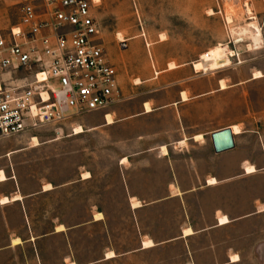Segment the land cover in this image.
Wrapping results in <instances>:
<instances>
[{"label":"crops","instance_id":"obj_1","mask_svg":"<svg viewBox=\"0 0 264 264\" xmlns=\"http://www.w3.org/2000/svg\"><path fill=\"white\" fill-rule=\"evenodd\" d=\"M150 2L154 4L150 17L169 19L172 5L181 16L186 0ZM248 5L252 15L247 20L262 30V49L250 52L246 45L247 58L241 60L239 50L244 42L229 38L227 46L236 54L232 65L242 62L243 69L237 75L219 79L211 91L198 90L196 83L193 92L187 83L202 73H196L192 63L170 62L176 65L172 71L169 63L161 65L152 58L153 77L146 71L137 78L141 84L134 82L133 87L159 79L165 86L132 95L118 72L123 101L71 120L72 131L76 125L84 130L72 137L104 133L107 145L116 143L121 149L115 167L116 184L123 193L124 218L120 223L124 232L114 233L109 212L101 204L88 205L87 215L76 222L74 218L71 221L73 200H69L72 207L66 220L43 203L42 199L62 189L91 181L90 171L80 173L72 182H46L32 193L24 192L16 182L0 193V264H250L249 260H264V0H248ZM147 33L161 34L159 28ZM256 52L259 54L252 55ZM255 71L262 77L253 78ZM221 80L226 83L225 90L220 89ZM222 92L230 100L236 98L235 116L214 123L208 133L201 124L192 127L186 123L187 105L197 107L204 97ZM182 93L187 100H182ZM146 104L150 112L145 111ZM109 114L111 125L106 122ZM198 116L201 122V112ZM233 127H238L240 134H234ZM224 129L232 131L234 148L216 153L211 135ZM112 133L114 138H110ZM197 136L202 139L196 140ZM181 141L187 146L178 151L175 148ZM248 166L255 171L248 173ZM0 171L7 178L0 184L16 181L14 175ZM85 173L89 178H83ZM47 184L52 189L45 190ZM15 196L20 199L12 201ZM3 197L8 198L7 204H1ZM96 214L102 218L96 220ZM221 218L227 222L221 224ZM58 226L64 230L58 232ZM79 239L81 250L76 246ZM14 240L20 243L13 244ZM234 256L237 262H232Z\"/></svg>","mask_w":264,"mask_h":264},{"label":"rangeland","instance_id":"obj_2","mask_svg":"<svg viewBox=\"0 0 264 264\" xmlns=\"http://www.w3.org/2000/svg\"><path fill=\"white\" fill-rule=\"evenodd\" d=\"M101 3L96 9V17L102 27L104 48L110 61L118 69L121 83L129 84L132 95L166 85L159 79L139 88L133 87L134 79L139 78L142 73L148 71L153 77L152 58L161 65L170 62L193 64L199 60L200 55L215 46H227L229 38L232 37L235 42H244L239 50L241 60L247 58L246 45H251L252 51L262 49L260 26L247 20L250 18L247 13L248 0H186L181 16L178 9H173L172 5V16L169 19L150 17L154 9L150 0H101ZM209 10L214 12V16H208ZM20 16L21 0L0 1V29L5 32L9 27L16 26ZM227 16L231 17L232 24L227 23ZM153 28H159L161 34H148L147 31ZM243 30L247 31L246 35ZM143 31L145 36H142ZM117 34L123 35L127 40L125 44L118 42ZM160 35L165 36L164 42H160ZM146 42L151 44L150 48L146 47ZM258 54L256 52L252 55ZM235 57L236 54L233 58ZM241 64L240 61L237 66L236 61L228 69L208 72L206 75L198 72L202 74L187 85L192 86L193 92L196 83L199 84L198 90L211 91L219 79H226L242 71ZM178 89L179 87L176 91ZM234 98L231 97L230 100L227 93L222 92L213 97H204L197 107L194 103L187 105L186 123L192 127L201 124L203 132L208 133L214 123L235 116L237 100ZM198 112L202 115L201 122ZM71 123L73 122L68 121L44 127L31 137L0 138V169H4L9 176L16 177V181L0 184V193L16 185V182L20 183L24 192L32 193L46 182L58 185L72 182L77 180L80 173L90 171L93 174L91 181L77 183L74 188L62 189L58 194L42 199L43 203L51 205L54 215L62 216L66 220L67 210L71 206L69 200H73L74 216H71V221L74 218L76 222L82 221L84 213L87 215L88 205L93 208L101 204L109 212V218L115 227L114 233L120 235L125 230L124 224L120 223L124 218L123 193L116 184L115 163L121 149L116 143L107 145L104 133H101V136L96 132L72 137ZM32 138L39 141L40 147L33 149ZM110 138H114L113 133ZM186 146H177L175 149L185 150ZM76 246L81 250V239L76 242ZM249 261L250 264H259L264 260Z\"/></svg>","mask_w":264,"mask_h":264},{"label":"built area","instance_id":"obj_3","mask_svg":"<svg viewBox=\"0 0 264 264\" xmlns=\"http://www.w3.org/2000/svg\"><path fill=\"white\" fill-rule=\"evenodd\" d=\"M99 6L100 0H21L19 24L0 29V138L34 134L123 101Z\"/></svg>","mask_w":264,"mask_h":264},{"label":"bare ground","instance_id":"obj_4","mask_svg":"<svg viewBox=\"0 0 264 264\" xmlns=\"http://www.w3.org/2000/svg\"><path fill=\"white\" fill-rule=\"evenodd\" d=\"M247 13L250 16L252 15V11H251L250 7H248V6H247ZM207 14H208V16H214V12L212 10H209L207 12ZM227 23L228 24H232V19H231L230 16H227ZM243 32H244V34L247 33L246 30H243ZM117 40H118V42L120 44H125L124 43L125 39H124V37L121 34H117ZM165 40H166L165 36L164 35H160V42H164ZM149 46L150 45L147 43L146 47H149ZM247 50L250 51V52L252 51L251 45L247 46ZM234 56H235L234 52L230 51L227 46L218 45V46H215L214 48L210 49L208 52L200 55L199 60L197 62H194L192 64V67H193V70L196 73L203 72L204 74H207L208 72H220V71L228 69L230 66H232L231 58H233ZM168 68L173 71V69L176 68V65L174 63H169ZM261 77H262V74L260 72H258V71H255V73L253 74V78H255V79L261 78ZM135 84L139 85V84H141V81L137 79V80H135ZM226 88H227V86H226L225 82L223 80H221L220 81V89L221 90H225ZM182 100L183 101L187 100V96H186L185 93H182ZM145 111L146 112H150L151 111V108H150V106L148 104L145 105ZM106 122H107L108 125L113 124V119L110 116V114L106 116ZM232 131L236 135L240 134V129L238 127H233ZM82 133H83V128L81 126H79V125L78 126L76 125V128L73 130V134L74 135H79V134H82ZM201 138H202L201 136H197L196 140H199ZM31 144H32L33 148L40 146V143H39V141L36 138H32L31 139ZM182 145H185L184 141H181L179 143V146H182ZM161 151H162V154H164V155L167 154V149L165 147H163L161 149ZM246 171L248 173H252V172L255 171V169L252 166H248L246 168ZM83 178L84 179L89 178V173L83 174ZM6 180H7V178H6L5 174H4V172L0 171V182H4ZM209 182L210 183H215L214 180H210ZM44 189L45 190H50V189H52V187H51V185L48 184V185H46L44 187ZM19 199H20V197L16 196V197H13L12 201L19 200ZM8 202H9V200L6 197H4L1 200V204L2 205L7 204ZM137 205H138V203H134L133 204V206H137ZM101 218H102V215H100V214H96L95 215V219L96 220H99ZM220 222H221V224H225L227 222V219L226 218H221ZM63 230H64L63 226H58V228H57L58 232H61ZM19 243H20L19 240H14L13 241V244H19ZM145 243H147V242H145ZM145 245L148 246L150 244L147 243ZM111 255L112 254H108V256H111ZM112 256H114V255H112ZM237 260H238L237 256L232 257V262H237Z\"/></svg>","mask_w":264,"mask_h":264},{"label":"water","instance_id":"obj_5","mask_svg":"<svg viewBox=\"0 0 264 264\" xmlns=\"http://www.w3.org/2000/svg\"><path fill=\"white\" fill-rule=\"evenodd\" d=\"M213 149L216 153H222L234 148L232 131L224 129L211 135Z\"/></svg>","mask_w":264,"mask_h":264}]
</instances>
